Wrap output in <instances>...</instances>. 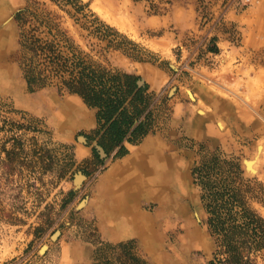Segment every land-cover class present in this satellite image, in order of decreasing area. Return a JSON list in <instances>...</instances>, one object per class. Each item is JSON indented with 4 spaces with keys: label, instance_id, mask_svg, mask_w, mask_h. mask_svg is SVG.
<instances>
[{
    "label": "rangeland",
    "instance_id": "1",
    "mask_svg": "<svg viewBox=\"0 0 264 264\" xmlns=\"http://www.w3.org/2000/svg\"><path fill=\"white\" fill-rule=\"evenodd\" d=\"M79 1L117 36L83 28L71 5L0 0V264H94L101 243L128 241L149 264H207L216 243L197 169L232 182L264 219V0ZM23 33L139 75L153 95L154 139L120 165L114 152L89 163L96 110L28 83ZM143 152L165 155V175L136 171L119 195L114 176ZM117 201L138 226L113 220ZM254 257L264 264V248Z\"/></svg>",
    "mask_w": 264,
    "mask_h": 264
},
{
    "label": "trees",
    "instance_id": "2",
    "mask_svg": "<svg viewBox=\"0 0 264 264\" xmlns=\"http://www.w3.org/2000/svg\"><path fill=\"white\" fill-rule=\"evenodd\" d=\"M52 1L61 8L71 5L74 12L67 11L73 17L80 14L84 18L83 28L98 37L117 36L111 27L85 13L86 6L78 4L79 0ZM75 19L77 23L81 18ZM23 40V46L32 54L25 70L30 85H56L77 94L87 106L96 110V126L85 135L88 143L95 142L89 163L101 165L113 152V157H121L127 152L125 142L137 144L153 131L150 108L153 95L147 85L141 83L139 75L93 64L76 54L72 45L68 46L71 55L65 53L55 39L44 40L23 33ZM111 47L113 40H108L105 48ZM14 141L15 145L20 144L18 139ZM195 173L203 190L208 230L216 243V250L207 264H256L254 255L264 248V219L232 182L211 180V171L207 168L197 169ZM133 249L131 241L116 245L101 243L94 264H149Z\"/></svg>",
    "mask_w": 264,
    "mask_h": 264
},
{
    "label": "bare ground",
    "instance_id": "3",
    "mask_svg": "<svg viewBox=\"0 0 264 264\" xmlns=\"http://www.w3.org/2000/svg\"><path fill=\"white\" fill-rule=\"evenodd\" d=\"M254 28V27H253ZM252 39V38H251ZM255 41V40H254ZM146 152V151H145ZM140 153L132 157L130 160L125 162L121 168L117 171V174L114 176L115 183L117 186L118 194H122L125 192H128L127 187L128 183L125 182V180L129 179L131 176H134V173L136 172L138 176H140L141 169L143 172L146 173V177H149L153 175V178L156 180H159L162 178L166 172H163L166 164L165 161L167 158L163 154H156V153ZM152 178V176H151ZM129 190L133 188V186L128 187ZM124 196V195H123ZM124 201H117L114 202L113 207L110 208L113 216L115 217V220H125L128 222H133L136 225L140 223L141 219L136 216L130 215V209L127 207V205H124ZM127 214V215H126ZM138 226V225H137Z\"/></svg>",
    "mask_w": 264,
    "mask_h": 264
},
{
    "label": "crops",
    "instance_id": "4",
    "mask_svg": "<svg viewBox=\"0 0 264 264\" xmlns=\"http://www.w3.org/2000/svg\"><path fill=\"white\" fill-rule=\"evenodd\" d=\"M127 72H129V73H133V72H130V71H127ZM133 74H135V73H133ZM147 85V84H146ZM147 88H148V91L150 92L151 90H150V88L147 86ZM152 105H153V98H152V102H151V105H150V108H151V110H152ZM153 111V110H152ZM153 118H154V114H153ZM188 125H191V122H190V120L188 121ZM96 126V121H95V125H94V127ZM154 128H155V120H154ZM94 129V128H93ZM153 133H154V129H153V131L151 132V133H149V134H147L139 143H137V144H131V147H129V151H128V155L127 154H125V155H127V156H121L120 158H118L117 160L119 161V165L121 164V162L122 161H124L126 158H128V157H130L134 152H135V150H137L138 148H140V147H142L143 145V143L146 141V140H148V139H154L152 136H153ZM149 141H154V140H149ZM149 141H147V142H149ZM159 141V140H158ZM142 145V146H141ZM119 165H116L117 167L119 166ZM116 168V167H115ZM144 187L145 186H143V187H141L140 186V188L141 189H143L144 190ZM135 188H137V184L135 185V187H134V189ZM133 189V188H132ZM137 189H139V188H137ZM131 190V189H130Z\"/></svg>",
    "mask_w": 264,
    "mask_h": 264
}]
</instances>
